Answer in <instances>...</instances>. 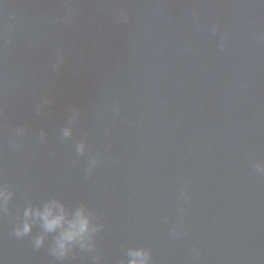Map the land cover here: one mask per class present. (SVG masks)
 Listing matches in <instances>:
<instances>
[{
    "label": "water",
    "instance_id": "water-1",
    "mask_svg": "<svg viewBox=\"0 0 264 264\" xmlns=\"http://www.w3.org/2000/svg\"><path fill=\"white\" fill-rule=\"evenodd\" d=\"M0 186V264H264V0H0Z\"/></svg>",
    "mask_w": 264,
    "mask_h": 264
},
{
    "label": "clouds",
    "instance_id": "clouds-1",
    "mask_svg": "<svg viewBox=\"0 0 264 264\" xmlns=\"http://www.w3.org/2000/svg\"><path fill=\"white\" fill-rule=\"evenodd\" d=\"M64 135H71V129H64ZM78 150L83 153L84 144L79 145ZM11 197L8 187L0 186V208L6 209ZM23 215L25 219L22 224H17L14 234L17 237L26 236L31 232L32 222L40 221L45 233H56L50 251L58 259L68 257L76 246L87 250L94 248L93 237L99 231V226L93 224L90 214L83 206L69 212L60 201L51 200L42 208L29 206ZM44 241V235H40L35 238L34 246L38 249ZM128 255L130 259L127 264H149L150 253L144 249H131Z\"/></svg>",
    "mask_w": 264,
    "mask_h": 264
}]
</instances>
